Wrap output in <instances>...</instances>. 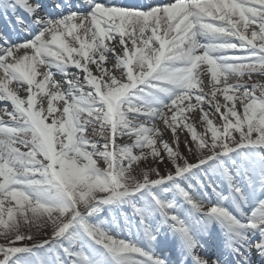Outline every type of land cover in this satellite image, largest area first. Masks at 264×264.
I'll use <instances>...</instances> for the list:
<instances>
[{"label": "snow or ice", "instance_id": "snow-or-ice-1", "mask_svg": "<svg viewBox=\"0 0 264 264\" xmlns=\"http://www.w3.org/2000/svg\"><path fill=\"white\" fill-rule=\"evenodd\" d=\"M0 21V264H264V0H0Z\"/></svg>", "mask_w": 264, "mask_h": 264}, {"label": "bare ground", "instance_id": "bare-ground-1", "mask_svg": "<svg viewBox=\"0 0 264 264\" xmlns=\"http://www.w3.org/2000/svg\"><path fill=\"white\" fill-rule=\"evenodd\" d=\"M163 2H169V0H163ZM2 27H3V21H0V28H2ZM105 66L109 67L110 65L106 64ZM94 74H95V71H94ZM38 79H39V77H38ZM57 79H59L58 76H57ZM18 95L24 97V96H26V92L23 91V90L18 91ZM54 104H55L56 107H60L62 102L57 101V102H54ZM5 107L9 111L12 110V106H11L10 102H0V118L8 119L7 115L3 112V109ZM37 107H39V104L37 105ZM45 107H46V105H45ZM189 120H190V122L193 124V126L196 128V130L199 133H201V134H205L206 133V127L201 124L202 121L200 120V114H199L198 110H194L190 114ZM49 122H50V120H49ZM155 123L160 128V131L163 133L162 139L164 141L168 142L170 144V146H172V142L170 141V130H168L166 128V126L163 124V122L160 121V120H156ZM179 131L180 130L178 129L177 132H179ZM180 132H181L182 136L189 137V135H188L186 130H183V131H180ZM207 135H208V133H207ZM177 137L178 136H175V140H177ZM119 142L124 143V142H128V141H127V138H124L123 140H121ZM172 147L175 150L174 146H172ZM180 152L184 153V151H182V150ZM161 155H163L165 157L163 162H161L158 158L156 160H154L151 156H148L145 160H143L141 162V164H140L141 169L147 170L148 168H157V163L160 162V163H163L164 168L162 170H159V171L161 173H163L167 168L171 167V164H170V162L168 160H166V157H167L166 153L161 152ZM213 199H214V197H213ZM217 231H218V229H217Z\"/></svg>", "mask_w": 264, "mask_h": 264}, {"label": "rangeland", "instance_id": "rangeland-1", "mask_svg": "<svg viewBox=\"0 0 264 264\" xmlns=\"http://www.w3.org/2000/svg\"><path fill=\"white\" fill-rule=\"evenodd\" d=\"M253 81H259V82H261V83H264V77H259V76H253ZM214 123H217V120L214 118ZM201 124L203 125V126H205L204 124H203V122H201ZM186 130V129H185ZM187 131V130H186ZM208 135L210 136V133H208ZM177 140H175V136H173V133L170 131V141L172 142V146H174V148L176 149L177 147L179 148V150L181 151H184V153H182V154H184V155H188V149L185 147V143H184V141L186 140V139H188L189 137H187V136H182L181 135V132L179 131V132H177ZM166 160H167V157H166ZM164 168V166H163V163H160V162H158L157 163V169L158 170H162ZM36 231V229L35 228H33V232H35ZM5 241H4V239L2 238V237H0V243H4ZM256 264H259V260H257V262H256Z\"/></svg>", "mask_w": 264, "mask_h": 264}]
</instances>
